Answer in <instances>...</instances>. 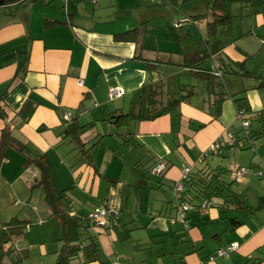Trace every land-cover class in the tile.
I'll return each instance as SVG.
<instances>
[{"label": "crops", "instance_id": "crops-1", "mask_svg": "<svg viewBox=\"0 0 264 264\" xmlns=\"http://www.w3.org/2000/svg\"><path fill=\"white\" fill-rule=\"evenodd\" d=\"M91 1L94 4L99 0ZM129 1L133 0L125 1L132 22L127 26L115 12H97L90 5L87 13L83 9L78 13L65 9L49 13L51 6H55L56 11L65 6L60 4L61 0L0 7V141L6 132L9 139L2 151L0 189L4 199L14 198L13 206L23 205L16 210L12 208L1 225L14 217L25 220L23 233L12 237L17 251L28 252V259L36 248L41 255L38 264L51 263L44 260L50 255L54 256L52 264H56L62 236L50 237L48 242L45 238L49 235L46 233L49 226L54 225L51 221L55 220L59 225V219L46 203L43 187L37 184L41 178L40 169L33 163L26 165L27 160L43 157L51 167L52 190L57 196L67 195L62 208L70 215L88 218L89 231L99 238V258L87 263L79 259L78 264H113L115 260L119 264H264V220L257 215V209L248 215H239L242 224L237 227L229 223L224 210L211 202L203 203L201 207L191 204L183 220L178 213L182 199L172 187L185 178V167H189L190 172L209 167L226 169L220 166V159H213L216 162L213 167L209 163L211 146L213 154L221 158L228 145L233 146L229 148L247 147L250 141L255 149L254 141L264 139V131L249 136L244 126V135L230 129L236 126L238 118L241 120L234 96L248 99L250 118L253 113L264 112V6L260 13L254 14L248 1L235 2L230 11L233 15L231 22L219 25L217 33L208 37L206 18L194 21L192 17L210 14L212 0H206L207 10L205 0H180L182 4H174L176 10L172 16L180 20L187 17L188 26L184 22L178 27L165 25L151 36L147 35L148 2ZM122 2L124 0H109V6L115 3L120 7ZM137 3L140 5L139 14L133 15L136 5L129 4ZM156 3L161 5L166 0H157ZM184 6L189 11L182 10ZM162 11L157 9L156 13ZM136 28L144 29L137 41L118 36ZM164 28L167 31L164 32ZM180 28L196 39L208 40L215 73L223 62H243L254 76L247 83L246 78L226 77L222 88L216 90L226 92L227 97L219 113L214 114L210 105L213 86L191 76L182 65L186 42L180 36ZM182 74L201 83L194 84L181 77ZM230 78H234L233 84L229 82ZM79 80L83 83L80 84ZM238 81H242L244 87H239ZM186 84L195 85L196 93L181 104L182 117L179 127L175 126L177 132L173 131L169 115L155 120H131L122 127H117L114 122L115 116L129 112L132 104L139 102L144 86L159 85L162 90L177 91ZM219 85L220 82L215 86ZM111 87H119L123 95L111 98ZM200 92L203 99L196 97ZM228 100L232 102L230 105ZM68 111L71 120L77 119L82 125L92 124L79 139L65 132L71 121L66 122L63 118ZM258 118L259 126L251 123V129L264 123V116L258 115ZM201 123L205 126L193 127ZM212 127L216 130L215 137L205 140L200 131ZM189 128L195 131L190 129L193 132L189 133ZM195 137L203 144L200 150L188 147V142ZM71 144L73 146H67ZM115 145L118 147L114 156L106 155V149H114ZM126 146L133 147V155L116 158ZM177 158L181 165H177ZM52 160L73 173L71 185L56 189L52 181L56 167ZM162 161L166 168L162 173L155 172V164ZM260 161L255 163L253 171L259 177L264 175L260 167L264 158L260 157ZM103 164L104 169L101 168ZM112 165L116 170L121 166V170L118 173L110 171ZM241 167L244 166H232L225 179L236 180L241 186H252L245 184L243 179L251 168L235 178ZM36 188L42 190L37 203L33 197ZM260 190H264L263 184ZM21 193L26 198L20 196ZM261 202H264L263 195L260 196L259 210L264 209ZM99 206L120 212L114 227L91 228L89 215ZM194 206L199 210L193 211ZM128 210L130 213L126 212ZM2 212L0 206V217L4 215ZM126 214L133 216L132 222L123 221ZM131 225L140 230L133 240L131 234L123 237L127 228L133 229ZM16 237L30 239L29 245L18 248ZM122 238L131 241L122 242ZM55 241L61 243H57L56 250L51 245ZM232 242L238 243L237 250L210 260L218 248L227 247ZM10 257L4 258V262Z\"/></svg>", "mask_w": 264, "mask_h": 264}, {"label": "trees", "instance_id": "trees-1", "mask_svg": "<svg viewBox=\"0 0 264 264\" xmlns=\"http://www.w3.org/2000/svg\"><path fill=\"white\" fill-rule=\"evenodd\" d=\"M38 1L42 0H0V7L15 3L22 4L24 2L33 3ZM243 1L245 0H212L209 9L210 14L197 15L194 16V18L192 17V19L197 21L206 18L207 36H214L217 33L219 25L231 22L233 16L230 12L232 5L235 2ZM246 1H248L252 7V12L254 14L260 13L264 6V0ZM185 20H188V18L185 17L179 21ZM180 23L177 24L181 25ZM143 31L144 29L136 28L119 34L118 36L130 41H137L138 35L141 33L143 34ZM180 36L183 41L186 42L183 50L184 61L182 65L187 68L191 76H194L196 79L207 81L213 87H216L215 85L218 82H220L219 86L222 85L221 81L225 84L224 80L229 75L242 77L243 79L254 77L253 74L246 69L243 62H234L230 64L223 62L221 67H217L215 73L214 66H212L211 63L212 53L208 51V40L205 41L203 38L196 39L183 28L181 29ZM209 63H211L210 67H208ZM258 77L260 78V76ZM185 91L188 92L184 93ZM141 93L139 102L132 104L129 112L121 113L113 118L117 127H122L123 124L127 126L131 120H155L163 115H169L172 118V125L174 126L173 131L177 132L175 126L179 127L181 124V104L196 93V86L186 84L176 91L172 89L162 90L159 85H146L142 88ZM226 98V92H214V101L210 104L214 114L222 110V104ZM233 98L238 110L246 111V119L249 120L250 126L254 120H258V118H250L249 113L251 112V108L246 97L235 98L234 96ZM261 115H264V112L261 113ZM123 118L126 119L124 123L122 122V120H124ZM67 124L65 132L74 139H79L82 134L92 127L91 123L82 125L77 119H72ZM204 126L205 124L201 123L196 125L195 129H200ZM250 126L249 136H251V134L255 136L257 132L264 131V123L259 128L251 129ZM195 129L193 131H195ZM7 133L8 132L4 133L0 141V164L3 157L2 151L6 148L9 141ZM229 147L233 146L228 145L227 148L229 149ZM32 163L41 171L40 182L37 184L43 187L45 191V201L52 209V212L58 217V228L62 231V247L59 250L56 264H73L74 258L76 259L77 257L86 263L97 260L100 252L99 238L97 234L89 231L88 228L90 224L87 222L89 219H84V215H70L69 212L62 208L63 201L66 199L67 195L63 194L62 196H57L52 190L50 185V175L52 171L45 158L41 157L34 161L27 160L26 165ZM245 169L246 171L249 170V168ZM227 173L228 170L224 168L211 167L201 169L197 172H189L181 182L183 189L179 192V197L182 199L181 201H186L193 205H200V207L201 204L205 202H211L214 206L224 210L226 213L225 217L228 219L229 223L237 227L242 224V221L239 220V215H248L253 209L247 204L245 194L243 192H237L234 189V185L237 183L236 180L229 181L225 179ZM261 204L263 205L264 202H261ZM25 223V220L14 217L9 222L3 223V225L0 226V264H5L4 258L17 252L12 237L23 233L24 227L26 226ZM114 226L115 223L113 227ZM19 252L21 254V260L26 259L29 255L28 252L23 249ZM17 262H19V260Z\"/></svg>", "mask_w": 264, "mask_h": 264}, {"label": "rangeland", "instance_id": "rangeland-1", "mask_svg": "<svg viewBox=\"0 0 264 264\" xmlns=\"http://www.w3.org/2000/svg\"><path fill=\"white\" fill-rule=\"evenodd\" d=\"M114 2L116 0H113ZM126 0H124V2L120 3V7L115 6L116 4L114 3L113 6H109V0H99L98 3H92L91 0H85L83 2V0H61L60 4L61 5H65L62 9H60V11H56V9H54L55 6H51V8L49 9V13L54 14V13H58L61 12V10L65 9L66 11H70V12H75V10L80 11V9H83L84 13H87V10L89 9V5L92 6L94 9H96V11H100L103 10L105 12H115L116 13V17H118L121 21H123L124 25L127 26L129 24H131L132 22V14H130V8L126 7ZM148 2L147 4V14L149 17V21H148V27H147V35H154L155 31L160 27H169V26H174V27H178L177 23L180 22H184L183 24H185L186 26H188V21H179L180 18H174V16H172L173 14H175V10L176 8L174 7V4L177 5H181L182 2H180V0H166V3L163 4H158L156 3L157 0H146ZM161 1V0H160ZM171 1V2H170ZM211 1V0H210ZM79 2V3H78ZM82 2V3H81ZM136 0L134 1H129V3H135ZM206 0H205V7H206ZM129 5H136L135 9L133 10V15L139 14L138 12V8L140 7L139 3L137 4H129ZM49 6V5H48ZM120 8V9H119ZM121 8H124V10H121ZM157 9H163L162 13L163 16L160 13H156ZM184 11H189V8H187V6H184V9H182ZM207 10V7H206ZM185 15V14H183ZM61 17H63V15H61ZM182 18V17H181ZM205 24V23H204ZM167 31L166 28H164V32ZM154 39H152L151 42H153ZM183 78L190 80V82L194 83V84H199L201 83L200 81L196 80V79H192L191 77H189V75H185L182 74ZM234 78H230L229 82L232 84L234 83ZM250 78H246L244 81L245 83H247L248 81H250ZM225 82V80H224ZM221 86H217V87H212V89H210V94L212 96V98L210 99L211 101H214V92H217L216 90L218 88H222L223 86V82L221 81ZM238 84H240L239 87H244V84L242 86V81H238ZM230 88H232L230 86ZM201 91V90H200ZM188 91H185L184 93H187ZM197 98L201 97V92L198 93V95L196 96ZM202 98V97H201ZM200 98V99H201ZM203 99V98H202ZM229 101V105L232 103L230 100ZM253 115L255 116L254 119L258 118V115H261V113H253ZM253 116V117H254ZM264 116V115H261ZM259 119V118H258ZM253 124L255 123L257 126H259V121L254 120L252 122ZM196 125L195 124L193 127L195 128ZM243 121H241L239 118L237 120V124L235 127L231 126L232 128L231 131L233 132H237V133H241L242 135L245 134V130L243 128ZM194 128H189L187 129L189 133H192L193 131H191L190 129H194ZM215 128H209V129H203L200 131V135L205 139H213L215 136ZM227 137H229V134L227 133L226 135ZM251 142L249 141L247 144V147H242V146H238V147H234V148H229L223 155H221V158L217 155H214L213 153V146L210 147L209 153L210 156L208 157V161L210 164H212L211 166H215L216 162L213 161V159H217V160H221L222 164L220 166H224L226 169H229L234 166H244L246 168H251V171L245 173L243 179H245V184L247 185H252V186H241V183H236L234 185V189L237 192H243L245 194V198L247 199V202L249 204V206L254 209V210H258L257 211V215L261 216V219L264 220V209H260L259 210V203H260V196H264V190H260V185L263 184L264 185V175H262L261 177L256 176V174L253 172L254 171V167H256L255 163H261L260 161V157L264 158V139H256L254 141V147L255 149L252 148ZM67 146H73L71 145H67ZM186 146V143H185ZM118 147V145H115L114 149H106V155L108 154L109 156L113 157L114 156V150ZM188 147L190 149L193 150H200L203 147V144L201 143V141L199 140V138L196 139V137L194 139H191L188 142ZM196 148V149H194ZM187 151L189 149H186ZM117 150H115L116 152ZM205 151V150H204ZM119 155H127L128 157H131L133 155V147H124L121 149V151L116 154V158L119 157ZM124 156H122L123 158ZM177 165H181V160L179 158H177ZM53 161V165L55 168V174L52 176V181L56 186V189H60V187H68V186H64V185H68L70 182H73L74 178H73V173H71L69 171V169L65 168V166L61 165V164H57L56 160H52ZM260 161V162H259ZM163 162V161H162ZM72 164L75 162H71ZM123 163V161H121V164ZM159 163V162H158ZM158 163H156L155 165H157ZM165 163V162H163ZM128 164V163H127ZM106 165V163H105ZM159 166V165H158ZM156 166V167H158ZM165 166V165H164ZM121 167V166H120ZM119 167V170H121V168ZM155 167V168H156ZM181 167V166H179ZM260 167H262V170L264 171V163L263 166L261 165ZM102 169H104V164L101 167ZM259 169V168H258ZM119 170H116V167H114L112 165V167L110 168V171L114 172L116 171L118 173ZM154 170V169H153ZM114 172V173H116ZM260 178H263L262 180H260ZM251 179V180H250ZM256 179V180H255ZM255 180V181H254ZM250 181H252V183H250ZM175 184V183H174ZM259 184V186H258ZM71 185V184H69ZM174 185L172 184V187ZM173 189L175 190V186L173 187ZM42 190L39 188L35 189V192L33 194L34 200L37 203L38 198H40L42 195ZM3 191L0 189V206L3 208V216L0 217V225L1 222L3 221V218L7 217L8 213L12 212L13 209H17V208H22L23 205L20 206H13V201L14 198H12V200H7L3 198ZM20 196H22L23 198H26V196L21 193ZM152 199H153V194H151ZM43 207L46 209L45 205H43ZM13 208V209H12ZM132 209V208H129ZM193 211H197L199 210L198 206H194ZM129 212L130 211H126ZM157 212H159V209L157 210ZM191 212V211H190ZM131 214H126L125 218H124V222H128L131 221L132 222V217L130 216ZM137 214H135L136 216ZM134 219H136V217H134ZM54 223V225H52L51 223H49V220L46 221L47 224H51V226H49V235L45 238L48 239L46 240L47 242L49 241L50 237H53L54 239H57L60 237V234L62 236V233L59 229H57L58 223H56L55 220L51 221ZM133 229H129L127 228L126 231L123 234V237L131 234L130 237H132L131 239L133 240L134 237H137V235H139L140 230H138V228H135V226H130ZM27 233V232H26ZM129 238H122L120 241L122 242H129L131 240H128ZM29 240H25L23 237H16L15 238V243L18 245V248L21 247H27ZM57 243L61 245L60 242H54L51 243V245H53L55 247V250L57 249ZM53 257L52 255H50V257H45L44 260L46 262H51L48 264H52L53 261ZM21 254L19 251L15 252L13 255H11V257L5 260V264H38V262L41 260V255L38 253V250L36 248H34V253L32 255V257L28 258V259H23L21 260ZM19 260V262H17ZM116 261V260H115ZM15 262V263H14ZM79 259L78 257L73 261V264H78ZM114 262V261H113ZM118 262V261H117ZM121 263V262H120Z\"/></svg>", "mask_w": 264, "mask_h": 264}, {"label": "built area", "instance_id": "built-area-1", "mask_svg": "<svg viewBox=\"0 0 264 264\" xmlns=\"http://www.w3.org/2000/svg\"><path fill=\"white\" fill-rule=\"evenodd\" d=\"M79 83L82 84L83 81L79 80ZM121 95H123V90L120 89L119 87H111L110 88V96L111 98H116V97H120ZM238 114L241 118V120L243 121V125L244 128L246 130L247 135H249V120L246 119V111L245 110H239ZM64 120L70 121L71 120V112L68 111L64 114L63 116ZM159 165V166H158ZM165 164L163 162H159L156 166L158 167H154V171L157 173H161L163 172V170L165 169ZM190 172L189 167H185L184 168V177H186V175ZM246 172V169L244 167L239 168L236 171L235 174V178L238 179L240 176H242L244 173ZM183 189V185L181 184V182H177L176 186H175V190H177L178 192H181ZM204 204H207V202H205ZM191 204L189 202L186 201H182L179 205H178V213L181 216V218L184 220L186 218L187 212L191 209ZM120 215V212L114 208H108V207H103V206H99L96 207L89 215L90 220H91V228L93 227H99V228H112L113 224L116 220H118ZM238 249V243L237 242H232L229 244V246L227 247H221L218 248L214 255H212L210 257V260H213L216 256H227L228 254H230L232 251H235ZM113 264H119V262L114 261Z\"/></svg>", "mask_w": 264, "mask_h": 264}]
</instances>
